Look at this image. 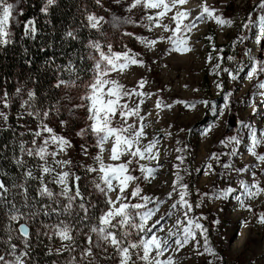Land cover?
Segmentation results:
<instances>
[{
    "label": "snow or ice",
    "instance_id": "6c2138e0",
    "mask_svg": "<svg viewBox=\"0 0 264 264\" xmlns=\"http://www.w3.org/2000/svg\"><path fill=\"white\" fill-rule=\"evenodd\" d=\"M187 2L188 0H130L126 3V0H113V3L118 6H123L126 3L124 11L129 14L134 13V10L142 12L140 22L134 21L131 15L120 17L113 14L110 20H106L104 16L86 13L85 20L87 23L84 26L96 30L102 35L104 34L102 31L104 24H110L113 29L117 30L127 24H136L138 27L146 28L149 32L154 28H162L165 33L171 32V35L167 37V41L171 45L168 52L186 54L192 49L187 46L188 40L184 38L183 34L196 27L197 21L207 19L214 21L221 27H231L234 23L231 19L216 15L217 9L207 6L206 3L201 5V12L191 22L185 23L189 20L190 13L181 10V7ZM16 3H19V0H16ZM16 3L0 0V49L13 44L11 25L16 20ZM56 3L57 0H44L40 11L47 15L49 9ZM95 3L103 7L101 0H95ZM254 7L260 9L261 14L256 20H253L251 16L247 17V22L242 27L251 29L258 26L255 43L261 45L264 44V0H259ZM104 10L110 11L107 8ZM170 13L171 15H169ZM19 15H23V12L20 11ZM165 20L171 21L174 27L170 28ZM23 28L24 39L36 38L38 29L34 19L24 22ZM121 35L134 37L149 50L158 43L155 39L134 36L131 32H122ZM65 38L79 39L74 31H68ZM164 39L165 37H160V40ZM207 39L211 40L212 38L207 37ZM240 39L242 40L243 37ZM86 47L92 50L88 54V59L93 61L92 67L89 69L92 73L90 79L82 80L78 73H74V79L68 81L58 79L54 87L83 89L79 96L80 103L68 108V112L74 114L77 109H83L87 113L85 127L81 128L76 135L81 139L89 135L94 138L93 146L98 149V153L93 157V160L97 167L81 166L85 168L86 174L98 173L91 183L96 191L106 197L104 201L106 207L100 211L98 216L90 215V210L95 208L96 204L86 200L85 193L76 183L81 180V177L70 170L73 167L72 161L56 159L58 153L64 152L66 154V149L72 147L67 138L56 134L53 128L45 122L49 119L53 109L57 115L59 114V101L49 108L42 109L37 107L35 91L28 89L26 91L27 98H24V86H18L15 89V95L20 97V109L22 111L17 115V119L24 120L25 117H31L37 121L35 131L28 129L32 136V146L25 147L26 142L20 140L19 152L22 156L30 157L38 163L34 170L22 156H14L10 162L18 170H23L20 175V182H17L13 177L12 183L9 185L0 179V210H3L8 221L5 227V238L0 240L4 244V248L0 250V264H36L32 255L34 249L30 242L28 221L41 214L43 216L55 214L58 217H64L55 224L41 222L36 232L37 237L45 236L49 241L58 238L60 247L56 249L48 247L45 255H55L59 258L67 252L69 256L64 264H175L173 256L168 255L167 258H164L165 254L170 249L179 252L190 241H196L199 244L197 232L203 238L204 249L203 252L197 251V254L216 257V253L209 245L208 229L200 223V220L206 219V217L190 215L193 212V205L186 199L189 194L188 185L181 183L183 177L178 172L172 188L173 192L178 193L179 199L171 205V209L176 210L179 205V208L184 210L183 219L177 218L175 224L168 229L166 238L158 236L153 231L154 229L157 232L164 231L162 221L166 219V216L162 215L159 219L153 220L162 201L148 195H141L142 189L139 183H136V186L131 189L130 197L127 194V189L131 183L141 180L150 182L151 179L156 178L155 174L158 171L155 167H148L139 163L140 160L156 158L153 148L158 141L152 140L143 145L141 143L146 138V126L143 123L145 118L141 115V105L144 104L145 98H150L153 94L137 91L136 88L126 89L124 85L110 79L109 76L116 70L123 72L133 65L139 67L146 65L143 59H138L139 53L127 49L126 46L125 51L116 52L113 50L112 43L109 42L106 45L107 51H104L99 41L89 40ZM93 52L98 55H93ZM208 59H212L211 55ZM218 59L222 58L218 57ZM228 59L231 60L232 57H228ZM219 67V64L215 66V68ZM73 69L74 65L69 62L67 70L72 72ZM224 71L228 70L224 69ZM258 73H264V62L253 60L247 78L252 80ZM232 79L235 77L233 76ZM146 82V80L141 79L137 88L143 89ZM217 87L220 88L221 85L217 84ZM255 87L258 94L264 98V82H258ZM133 97L140 98L139 102L131 106L127 102H122L130 101ZM65 99H70V97H65ZM12 100L13 96L9 95L7 91L0 95V121H2L0 132H16V129L9 124V113L3 110L12 106ZM198 103L207 106L209 102L200 101ZM174 104H184L189 109L196 107L195 103L189 104L185 101H174ZM225 106L227 107V104ZM155 107L160 110L164 108L170 110L173 105H166L162 100L157 99ZM137 121L139 122L137 123ZM60 123L63 127L67 121L61 120ZM26 127L25 124L20 125L22 129ZM244 127L248 128L249 125L245 124ZM19 135L24 136L25 132L21 131ZM250 135L252 143L248 153L256 158L257 167H260L264 165V155L258 154L256 148L264 142V131H261L258 137L257 131L250 129ZM108 143H111L109 159L113 163H105L102 158L106 150L105 145ZM220 143L225 147L233 145L230 154L234 156L236 155L235 146H238L240 141L237 137L232 136L227 140H221ZM50 147L53 148L52 151H49ZM81 150L85 155L88 153V147L84 144L81 145ZM122 157H127V159L122 161ZM0 159L8 158L0 156ZM210 159L218 161L219 156L214 153ZM178 160L181 164L184 163L183 157H178ZM54 165L69 170L56 171ZM133 165L138 166L135 170L141 173L140 176L132 174ZM174 167L177 166L174 165ZM222 167L237 172L245 171V169H232L231 165L227 163L223 164ZM261 170L264 171V168ZM211 171L212 165L209 164L204 175H208ZM7 175L0 166V177ZM47 177H51V179H47ZM31 182H35V185ZM50 185L57 186L59 191H54ZM241 186L245 189L247 199H253L264 192V188L260 186L258 181L250 186L241 182ZM33 187L35 188L34 195L30 192ZM117 188L119 193L113 200L109 193ZM230 191L232 189H228L216 198H224ZM173 192L168 193L169 199L172 198ZM16 197H20L21 203L19 205L16 202ZM137 198L142 202H131ZM149 204L156 206L150 208L148 207ZM36 205H39V208H36ZM241 206L246 207L250 212L252 211L251 207L245 205L243 200ZM195 207L199 208L200 204L197 203ZM21 208L25 211H21ZM171 215L172 211H169L167 218H170ZM20 220H24L25 223L19 224L18 228L14 227ZM256 222L258 225L264 226V213L258 215ZM41 229L44 230L41 231ZM81 236L84 239L83 245L78 242V237ZM14 240H18L19 244L15 243ZM173 243L175 244L174 249ZM77 251L79 257L74 255ZM216 258L218 259V257ZM52 264H60L59 259L53 260ZM207 264H213V261L208 260Z\"/></svg>",
    "mask_w": 264,
    "mask_h": 264
},
{
    "label": "rangeland",
    "instance_id": "374dc122",
    "mask_svg": "<svg viewBox=\"0 0 264 264\" xmlns=\"http://www.w3.org/2000/svg\"><path fill=\"white\" fill-rule=\"evenodd\" d=\"M44 1V0H43ZM203 0H188L181 7V10L190 13L189 20L191 22L194 17L200 13V7ZM211 2L212 0H205ZM16 3V0H9ZM84 16L86 13H95L104 16L106 20H110L112 15L125 17L132 16L134 21L140 22L142 12L134 10L129 14L124 11L125 5L118 6L113 0H101L103 7L98 6L95 0H84ZM259 0H217L214 8L217 9L216 15H220L226 19H231L234 23L231 27L219 26L214 21L205 19V21H197L196 25L200 26L199 32H194L195 27L188 33L183 34L188 40V47L192 51L186 54H180L178 59L176 52H168L171 45L167 41V37L171 32L165 33L162 28H154L149 32L146 28L138 27L136 24L124 25L119 30L113 29L110 24L103 25V35L97 32V39L102 45L104 51H107L106 45L111 42L113 50L116 52L131 49L135 53H139L138 59H143L145 67L130 66L121 72L120 70L110 73L109 78L116 80L119 84L124 85L126 89L136 88L137 91L152 93L150 98H145V102L141 105V115L145 118L146 138L141 141L148 144L152 140L158 141L153 153L155 159L140 160V164L158 169L156 178L148 181H137L129 185L127 194L130 197V186L140 184L142 189L141 195H148L157 198L162 203L159 204V211L153 220L159 219L160 216H166L162 221L164 231H153L160 237L167 236V231L171 228L177 218L183 219V209L177 206L176 210L171 209V205L179 199V195L173 192V181L177 172L183 177L181 183L188 185L189 194L186 197L189 203L193 205V217H206L200 220V223L208 229L209 245L216 253V257L198 255L197 251L203 252V238L197 232L196 241L190 243L174 252L170 249L168 255L173 256L175 264H207L208 260H212L213 264H264V226L258 225L256 220L259 214L264 213V192L253 199L246 198L245 189L241 186H250L252 183L259 182L264 188V165L257 167L256 158L248 153L252 139L250 129L259 133L264 131V98L258 94L255 85L258 82H264V73H258L252 80L247 78L248 72L251 70L252 61L257 60L264 62V44L257 45L255 43V35L258 32V26L251 29L243 28L242 25L247 22V17L251 16L253 20L261 14L260 9L255 8ZM23 7V3L19 0L16 3L17 14L16 20L11 25V31L19 25V12ZM110 9L105 11L104 9ZM171 15V13L169 14ZM87 22V21H86ZM169 27L174 24L165 20ZM122 32H131L134 36H143L148 39L158 41L156 46L149 50L140 44L134 37L122 36ZM215 34L216 43L223 47L222 52H215L206 49L205 42L211 34ZM165 37L160 40V37ZM243 37L241 40L240 38ZM193 44V45H191ZM126 46V48H125ZM92 50L89 49V52ZM93 55H98L92 53ZM211 55L212 59L208 57ZM221 57L222 59H218ZM228 57H232L231 60ZM91 64L93 61L90 60ZM219 64V68L215 66ZM180 66V68L178 67ZM227 69L228 71H224ZM141 73L136 79L137 73ZM235 79H232V77ZM136 79V84L134 80ZM144 79L146 84L143 89L137 88L138 82ZM217 84L221 87L218 88ZM83 89H65L64 96L70 97L65 99L63 104L58 105L60 112L57 115L52 111L46 123L53 128L54 132L67 138L71 144V148L64 152L58 153L57 160H70L79 163L81 180L79 184L81 190L85 193L86 199L96 204V207L90 210V215L98 216L100 211L106 207L104 201L106 197L94 189L91 181L95 179L98 173L86 174L85 168L81 165L97 167L93 157L97 155L98 149L94 147V138L89 135L81 139L76 135L81 128L85 127L87 113L83 109H77L74 114L68 112V108L80 103L79 96ZM176 97L186 100L189 104L195 103V109H189L184 104H174ZM138 97H133L127 102L131 105L139 102ZM160 99L164 104H171L173 107L169 110L157 109L155 104ZM181 101V100H180ZM200 101H208L205 106ZM227 104V107L225 106ZM7 112V109H3ZM223 113V115H221ZM65 115V118H61ZM67 121L65 126H61L60 121ZM131 122V121H130ZM139 121H137L138 123ZM249 125L248 128L244 125ZM37 129V121L32 124V131ZM183 129V131H181ZM47 135V134H45ZM235 136L240 141L236 147V155H231L233 145L225 147L221 144V140ZM175 138V139H174ZM175 140V150L172 140ZM39 142V141H38ZM88 147V153L85 155L81 150V145ZM111 143L105 145L103 160L105 163H113L109 159ZM53 148H49L52 151ZM180 150V151H178ZM256 152L264 155V142L256 148ZM219 156V160L210 159L212 154ZM178 157L184 158L181 164ZM122 157L121 160H126ZM38 162L35 160V165ZM177 167H174V164ZM230 164L232 169H245L243 172L224 169L223 164ZM212 165V171L208 175H204L207 165ZM56 171L69 170L61 169L58 166ZM138 166L133 165L132 174L140 176L141 173L135 170ZM187 169V171H185ZM199 169V171H197ZM73 171V167L70 169ZM255 173V175H253ZM51 179V177H47ZM115 183V182H114ZM54 191H59L57 186L50 185ZM228 189L227 196L217 199L216 196L221 195ZM173 192L172 198H168V193ZM119 189L109 193L110 198L116 199ZM245 205L251 207L252 211H248L246 207L241 206V201ZM132 203L142 202L134 199ZM199 203L200 207L195 205ZM149 204L148 207H155ZM39 208V207H37ZM21 211H25L22 209ZM172 211L170 218L167 213ZM64 217H58L55 214L51 216H43L42 214L29 220L30 242L34 248L39 250H48L60 247L58 238L49 241L45 236H36L37 229L41 222L55 224ZM94 222V221H93ZM8 221L3 210H0V240L5 238V227ZM25 223L20 220L14 225L18 228L19 224ZM159 227V226H158ZM44 229H41L43 231ZM175 231V229H173ZM86 231V229H85ZM174 240V238H173ZM19 244L18 240H14ZM78 242L83 245V236L78 237ZM4 248V244L0 242V250ZM175 244L173 243V249ZM79 257V252L74 253ZM165 254L164 258H167ZM69 254L65 252L61 257L53 255L54 260L59 259L60 264H64Z\"/></svg>",
    "mask_w": 264,
    "mask_h": 264
},
{
    "label": "trees",
    "instance_id": "16d2710c",
    "mask_svg": "<svg viewBox=\"0 0 264 264\" xmlns=\"http://www.w3.org/2000/svg\"><path fill=\"white\" fill-rule=\"evenodd\" d=\"M21 1L23 3L21 9L23 15L18 14L19 25L12 29L13 44L0 49V95L7 91L9 95L13 96L12 106L7 109V112L9 113V124L16 129L15 133L11 131L0 132V156L8 158L0 159V166L8 174L0 177V179L9 185L12 183L13 177L17 182H20V175L23 170H18L10 161L14 156H22L18 147L20 140L26 142L25 147L32 146V136L28 129H32L34 122L31 117H25L24 120L17 119V115L22 110L20 109V97L15 95V89L23 85L25 89L24 98H27L26 91L28 89L35 91L37 94V107L42 109L51 107L57 101H59V105H62L66 97L64 96L65 89L67 88L63 86L56 88L54 85L58 79L65 81L74 79V73H78L82 80L90 79L92 73L89 69L92 64L88 59L89 49L86 45L89 40L95 41L97 39V33L93 29L84 26L87 23L83 12L84 0H57V3L49 9L47 15L40 11L44 3L43 0ZM216 1L206 2L203 0L202 4L206 3L207 6L214 8ZM200 9L202 10L201 7ZM29 19L36 21L38 32L35 39L23 38V24ZM68 31H74L79 39H66L65 34ZM210 37L212 39L205 42L206 49L210 48L212 53L222 52L220 50L223 47L217 45L215 34L212 33ZM69 62L74 65L72 72L67 70ZM178 67L180 68V66ZM139 75L142 74L138 72L136 79ZM136 79L132 85L136 84ZM180 100L186 99L180 97L175 99V101ZM53 110L55 111V109ZM61 118H65V115H62ZM21 124H25L27 127L22 129L20 128ZM21 131L25 132L24 136L19 135ZM174 139L172 144L175 150ZM22 158L35 170L34 159L27 156H22ZM72 164L73 172L81 177L79 163L73 161ZM31 183L35 185V182ZM134 187L130 186V189ZM30 192L34 195L35 188H31ZM86 200L93 203L89 199ZM16 202L18 205L21 203L20 197H16ZM37 207L39 205H36ZM46 251L34 248L32 255L36 264H52L54 257L53 255L46 256Z\"/></svg>",
    "mask_w": 264,
    "mask_h": 264
},
{
    "label": "bare ground",
    "instance_id": "6f19581e",
    "mask_svg": "<svg viewBox=\"0 0 264 264\" xmlns=\"http://www.w3.org/2000/svg\"><path fill=\"white\" fill-rule=\"evenodd\" d=\"M194 18H195V17H194ZM200 29H201L200 26H196V27H195V30H192V31H194V32H199ZM191 45H193V44H191ZM176 54H177L178 59H182V60H183V58H180V57H179L180 53H176ZM111 199H112V198H111ZM169 251H170V250H169ZM166 255H168V252L166 253Z\"/></svg>",
    "mask_w": 264,
    "mask_h": 264
}]
</instances>
